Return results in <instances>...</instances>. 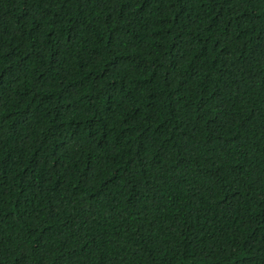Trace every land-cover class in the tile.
Returning a JSON list of instances; mask_svg holds the SVG:
<instances>
[{
  "label": "trees",
  "instance_id": "obj_1",
  "mask_svg": "<svg viewBox=\"0 0 264 264\" xmlns=\"http://www.w3.org/2000/svg\"><path fill=\"white\" fill-rule=\"evenodd\" d=\"M0 264H264V0H0Z\"/></svg>",
  "mask_w": 264,
  "mask_h": 264
}]
</instances>
